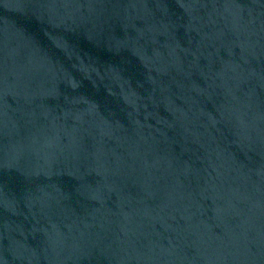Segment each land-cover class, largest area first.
Returning a JSON list of instances; mask_svg holds the SVG:
<instances>
[{"label":"water","instance_id":"95a60500","mask_svg":"<svg viewBox=\"0 0 264 264\" xmlns=\"http://www.w3.org/2000/svg\"><path fill=\"white\" fill-rule=\"evenodd\" d=\"M0 264H264V0H0Z\"/></svg>","mask_w":264,"mask_h":264}]
</instances>
